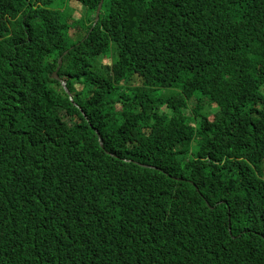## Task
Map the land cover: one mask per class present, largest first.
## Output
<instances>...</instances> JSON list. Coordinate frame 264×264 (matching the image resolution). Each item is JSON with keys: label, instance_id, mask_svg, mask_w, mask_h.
Segmentation results:
<instances>
[{"label": "trees", "instance_id": "16d2710c", "mask_svg": "<svg viewBox=\"0 0 264 264\" xmlns=\"http://www.w3.org/2000/svg\"><path fill=\"white\" fill-rule=\"evenodd\" d=\"M76 1L0 0V264H264V0Z\"/></svg>", "mask_w": 264, "mask_h": 264}, {"label": "rangeland", "instance_id": "374dc122", "mask_svg": "<svg viewBox=\"0 0 264 264\" xmlns=\"http://www.w3.org/2000/svg\"><path fill=\"white\" fill-rule=\"evenodd\" d=\"M62 11H64L66 15H70L68 21L70 24L74 25L70 29V35L74 37L78 36V34L83 35L86 31L84 24L89 21L90 17L93 16V12L88 10L85 6H83L76 0H64ZM79 25L84 28H80ZM166 111H168L167 108L165 106H161L156 113L162 114V112Z\"/></svg>", "mask_w": 264, "mask_h": 264}, {"label": "water", "instance_id": "95a60500", "mask_svg": "<svg viewBox=\"0 0 264 264\" xmlns=\"http://www.w3.org/2000/svg\"><path fill=\"white\" fill-rule=\"evenodd\" d=\"M100 12H101V6H100L99 9H98V15H96V20L99 19V17H100ZM60 61H61V59H60ZM53 78L56 79V80H59V76H58V74H57V70L54 71V73H53ZM62 85H63V86H66V81H62ZM66 91L68 92V94H70L69 91H68V89H66Z\"/></svg>", "mask_w": 264, "mask_h": 264}]
</instances>
